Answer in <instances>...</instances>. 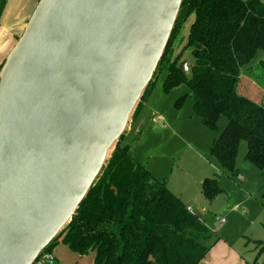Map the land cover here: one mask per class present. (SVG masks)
Masks as SVG:
<instances>
[{"label": "water", "instance_id": "95a60500", "mask_svg": "<svg viewBox=\"0 0 264 264\" xmlns=\"http://www.w3.org/2000/svg\"><path fill=\"white\" fill-rule=\"evenodd\" d=\"M183 2L39 1L0 72V264H34L77 215Z\"/></svg>", "mask_w": 264, "mask_h": 264}, {"label": "trees", "instance_id": "16d2710c", "mask_svg": "<svg viewBox=\"0 0 264 264\" xmlns=\"http://www.w3.org/2000/svg\"><path fill=\"white\" fill-rule=\"evenodd\" d=\"M5 6L6 0H0V19ZM191 19L184 49L191 50L194 64L188 73L180 69L182 54L172 62L168 54ZM258 53L264 56L262 0H184L165 56L134 118L156 76L165 70L164 91L186 85L207 128L218 131L221 118L227 119L210 152L221 168L232 177L238 174V151L245 142L246 159L264 169V104L238 92L243 69ZM259 68L253 77L264 87V57ZM121 140L77 215L45 252L51 253L62 240L77 255L95 253L94 264H203L216 244L209 228L135 163ZM201 193L209 201L220 195L218 178L205 179Z\"/></svg>", "mask_w": 264, "mask_h": 264}, {"label": "rangeland", "instance_id": "374dc122", "mask_svg": "<svg viewBox=\"0 0 264 264\" xmlns=\"http://www.w3.org/2000/svg\"><path fill=\"white\" fill-rule=\"evenodd\" d=\"M191 22L182 26L168 54L170 62L182 54L180 64L186 63L188 71L194 64L191 50L184 49ZM263 57L258 53L243 72L258 75ZM166 76L165 70L156 76L121 146L129 147L133 161L156 182L165 184L192 207L209 228L211 243L219 241L216 255L211 252V264H264V245L257 244L264 243V169L246 159L247 144L242 142L236 163L238 174L232 177L226 173L210 152L227 119L221 118L218 131L207 128L194 110L192 91L181 85L165 92ZM211 178H218L222 193L209 201L201 187ZM52 251L58 256L55 264H94L95 253L77 255L62 240Z\"/></svg>", "mask_w": 264, "mask_h": 264}, {"label": "crops", "instance_id": "0c3cea01", "mask_svg": "<svg viewBox=\"0 0 264 264\" xmlns=\"http://www.w3.org/2000/svg\"><path fill=\"white\" fill-rule=\"evenodd\" d=\"M39 1L6 0V6L0 19V72L9 54L23 35ZM238 92L258 104H264V88L255 81L253 75H247L246 70L242 73ZM218 242L213 246L203 264H211V252L213 250V255H216L214 251L216 253V249H218L215 247ZM51 253L54 255L55 261L58 262V256L53 251Z\"/></svg>", "mask_w": 264, "mask_h": 264}, {"label": "built area", "instance_id": "2783aa9c", "mask_svg": "<svg viewBox=\"0 0 264 264\" xmlns=\"http://www.w3.org/2000/svg\"><path fill=\"white\" fill-rule=\"evenodd\" d=\"M188 211L194 214L193 209L191 207H188ZM222 222H224V220ZM34 264H55V257L52 253L44 252L40 255V257L36 260Z\"/></svg>", "mask_w": 264, "mask_h": 264}]
</instances>
